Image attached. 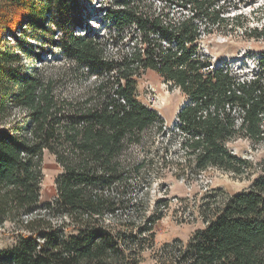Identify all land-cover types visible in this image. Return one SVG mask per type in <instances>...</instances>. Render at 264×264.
<instances>
[{"label": "trees", "instance_id": "16d2710c", "mask_svg": "<svg viewBox=\"0 0 264 264\" xmlns=\"http://www.w3.org/2000/svg\"><path fill=\"white\" fill-rule=\"evenodd\" d=\"M106 1L118 34L133 32L129 47L113 54L101 37L77 33V0H0V228L15 231L0 264H141L153 249L163 211L122 218L126 202L112 193L139 183L147 166L124 159L129 147L154 130L167 134L160 113L138 99L137 82L149 70L186 100L166 148V156L179 148L178 176L194 180L209 169L246 174L252 161L230 144L264 145V51L248 74L215 65L200 46L204 35L234 31L241 15L232 22L217 0ZM145 1L163 8L141 7ZM244 34L264 41V24ZM48 48L95 75L93 89L58 95L54 80L29 63L42 62ZM45 153L62 172L56 199L43 202ZM208 196L199 209L205 227L187 244L164 245L155 264H264V178L248 191Z\"/></svg>", "mask_w": 264, "mask_h": 264}, {"label": "rangeland", "instance_id": "374dc122", "mask_svg": "<svg viewBox=\"0 0 264 264\" xmlns=\"http://www.w3.org/2000/svg\"><path fill=\"white\" fill-rule=\"evenodd\" d=\"M217 1L224 7L226 16L230 17L232 22L238 15L242 18L236 23L237 28L234 31L220 30L204 35L200 42L202 53L211 58L215 65L225 62L234 69L246 68L248 74L256 72L258 59L264 51V41L248 37L244 31L245 27L256 28L264 24V0ZM77 2L78 14L83 18V26L77 30L78 34L101 37L103 42L109 43L108 52L111 54L123 44L129 47V36L133 32L131 28H127L123 33L118 34L114 23L106 16V11L111 7L109 2L106 0H77ZM151 3L152 1H145L140 5L158 11L163 8L160 2L154 5ZM177 10L179 9H175ZM235 22L237 21L234 20ZM239 24L244 27L240 28ZM40 35L43 38V34ZM121 37H124L123 41H120ZM47 50L49 54L41 56L42 62L31 59L29 63L40 68L43 78L54 80L58 95L65 98L81 97L93 89L95 75L84 71L85 68L80 67L62 50L55 48ZM137 95L142 103L160 113L167 134L164 136L154 130L146 135L142 144L129 147L124 159L137 163L147 160V166L142 170L139 183L119 191L115 189L112 193L121 196L126 202L125 209L120 213L122 218L139 220L140 215L147 219L153 216L157 208L163 211L164 217L154 225V247L146 250L142 255L141 264H155V253H159L164 245L177 242L187 244L198 229L205 227L199 209L211 200L208 194L217 191L231 196L248 191L257 180L264 178V145L254 146L247 140H238L230 144L235 154L252 161V168L246 174L235 175L219 169H209L197 179L183 178L177 175V163L181 161L179 148H171L169 156H166V148L171 146L169 133L174 131L178 123L177 114L186 103L184 95L179 89L170 88L152 70L147 71L138 80ZM165 160L171 162L168 163V168H163ZM61 172L62 167L55 156L45 153L44 178L41 185L43 202L56 199V182ZM162 199L169 201L167 208L159 205ZM14 235L15 231L10 224L0 228V251L14 244Z\"/></svg>", "mask_w": 264, "mask_h": 264}]
</instances>
